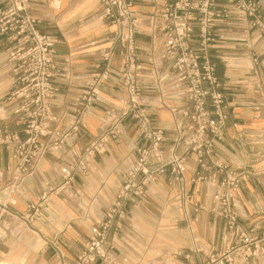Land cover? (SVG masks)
<instances>
[{"label":"crops","instance_id":"crops-1","mask_svg":"<svg viewBox=\"0 0 264 264\" xmlns=\"http://www.w3.org/2000/svg\"><path fill=\"white\" fill-rule=\"evenodd\" d=\"M60 3L56 11L47 0H36L30 10L39 20L38 29L56 39L58 73L53 79L56 94L52 110L58 120L52 127L70 129L78 95L93 72L106 67L112 77L102 85L80 128L39 162L14 193L15 204H7L5 211L0 192V217L9 227L6 239L0 242L2 264H77L76 254L91 240L92 227L106 219L125 168L137 156L142 142L134 124L125 121L121 136L110 143L107 152L94 158L87 174L77 175L64 190H54L62 183L59 167L85 149L98 132L105 111L125 104L118 88L121 49L114 39L115 27L99 17V0ZM136 7L143 18L137 35L140 61L148 75V58L161 48V38L152 39L145 19L152 1L136 0ZM216 35L211 55L221 90L228 97L229 119L214 161L231 170L248 167L257 173L241 181L233 206L244 225H264V42L250 38L235 18L218 27ZM10 45L0 37V127L21 132L23 126L12 114L9 100L13 89L7 61ZM107 52L111 57L104 61L102 55ZM253 55L260 63L254 64ZM159 80L163 101L153 87H144L142 96L149 104L153 124L164 130L169 147L175 132L169 108L188 104L176 89L166 62L160 65ZM11 155L9 147L0 150V188L12 171ZM196 173L195 156L189 153L184 189L166 172L140 198L126 204L125 216H115L106 232L113 254L110 264H199L224 244L228 237L223 220L211 211L213 190L206 180L193 181ZM222 177L223 173H215L213 179L220 181ZM29 203L39 205V216L29 217ZM93 264L105 263L97 259ZM247 264H264V258L250 259Z\"/></svg>","mask_w":264,"mask_h":264},{"label":"built area","instance_id":"built-area-1","mask_svg":"<svg viewBox=\"0 0 264 264\" xmlns=\"http://www.w3.org/2000/svg\"><path fill=\"white\" fill-rule=\"evenodd\" d=\"M34 1L0 0V37L11 44L7 53L13 77V89L9 94L11 112L23 126L21 132L0 127V150L3 147L12 150V171L0 188L5 199L1 203L4 211L7 204H15L14 193L34 173L39 162L59 149L68 136L80 128L84 114L99 95L102 85L112 77L106 67L93 72L78 95L70 129L53 128L52 124L58 120L52 110L56 94L53 79L58 73L56 39L38 29L39 20L30 13ZM151 1L152 10L145 19L152 39L161 38V48L149 56L147 75L139 55L137 35L143 18L136 0H99V17L115 27L114 39L121 49L118 88L124 95L125 104L119 109L105 111L98 132L85 149L75 160L59 167L62 183L54 190H64L74 183L77 175L87 174L94 158L107 152L110 143L121 136L125 121L134 124L142 142L137 156L125 168L106 219L92 227V238L76 254V262L93 264L100 259L110 264L113 254L106 232L112 219L115 216L123 218L126 204L140 198L166 172L184 189L189 153L195 156L197 165L192 180H206L211 185V211L223 220L228 237L218 250L208 253L199 264H247L250 259L264 258V225H244L233 206L234 194L240 189L241 181L257 173L248 167L231 170L214 161L216 146L224 137L229 111L228 97L221 90L211 55L217 28L230 24L233 18L241 22L243 31L250 38L264 42V0ZM47 3L56 11L60 9V0H47ZM110 57L108 52L102 55L104 61ZM252 61L260 63L256 55ZM162 62L169 64L174 85L188 104L169 108L175 131L169 147L164 130L153 124L149 104L142 96L144 87H153L160 91L163 101L159 80ZM99 67L100 63L96 64V68ZM71 152L76 154L74 149ZM215 173H223L220 181L213 179ZM27 210L31 212L30 218L39 216L38 204L29 203ZM8 234L9 227L0 217V242Z\"/></svg>","mask_w":264,"mask_h":264},{"label":"bare ground","instance_id":"bare-ground-1","mask_svg":"<svg viewBox=\"0 0 264 264\" xmlns=\"http://www.w3.org/2000/svg\"><path fill=\"white\" fill-rule=\"evenodd\" d=\"M0 264H2V263H0ZM8 264V263H7Z\"/></svg>","mask_w":264,"mask_h":264},{"label":"rangeland","instance_id":"rangeland-1","mask_svg":"<svg viewBox=\"0 0 264 264\" xmlns=\"http://www.w3.org/2000/svg\"><path fill=\"white\" fill-rule=\"evenodd\" d=\"M263 166H264V164H263ZM263 173V172H262Z\"/></svg>","mask_w":264,"mask_h":264}]
</instances>
